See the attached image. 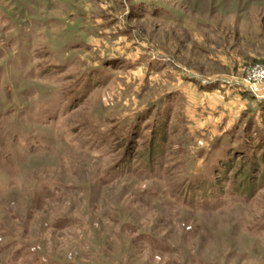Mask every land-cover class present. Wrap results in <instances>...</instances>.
Instances as JSON below:
<instances>
[{"label":"rangeland","instance_id":"374dc122","mask_svg":"<svg viewBox=\"0 0 264 264\" xmlns=\"http://www.w3.org/2000/svg\"><path fill=\"white\" fill-rule=\"evenodd\" d=\"M264 0H0V264H264Z\"/></svg>","mask_w":264,"mask_h":264},{"label":"built area","instance_id":"2783aa9c","mask_svg":"<svg viewBox=\"0 0 264 264\" xmlns=\"http://www.w3.org/2000/svg\"><path fill=\"white\" fill-rule=\"evenodd\" d=\"M264 78V67L256 66L253 68L251 74L249 75V80L252 82L259 81Z\"/></svg>","mask_w":264,"mask_h":264}]
</instances>
